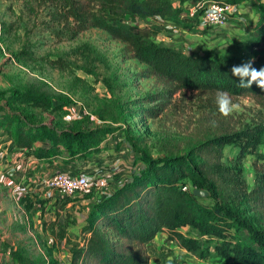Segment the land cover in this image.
Here are the masks:
<instances>
[{
	"label": "trees",
	"instance_id": "trees-1",
	"mask_svg": "<svg viewBox=\"0 0 264 264\" xmlns=\"http://www.w3.org/2000/svg\"><path fill=\"white\" fill-rule=\"evenodd\" d=\"M44 1L54 6L51 23L62 25V33H69V39L97 28L126 45L130 58L169 86L165 94L217 95V90H225L232 98L264 99V88L256 82L249 88H241L237 85L239 78L230 72L233 65L249 58H253V67L259 69L264 66V52L252 50L232 55L207 51L189 55L154 40L156 27L149 23L152 18L192 29L190 22L181 19L182 7L169 0H98L99 14L89 13L83 0ZM218 1L237 6L248 0ZM130 16L146 23L131 29L121 23L123 17ZM250 41L264 43V1L257 6ZM49 64L63 70L61 60ZM29 93L13 90L7 97V92L0 91V130L15 148L30 149L38 159L51 160L61 153H66L70 160L86 158L99 150L107 135L117 130L105 126L83 129L81 125L57 129L46 123H34L11 109L16 102L35 107L43 104L40 97ZM155 98L164 99L161 95ZM125 135L129 137L128 131ZM37 143L45 146L36 147ZM263 144L264 123H258L205 138L183 154L170 152L154 158L138 151L143 168L134 171L128 181L104 199L91 204L80 229V241L66 239V229L72 223H68L67 216L61 221L62 214L48 222L49 229L58 239L68 242L69 264H149L145 246L159 233H166L167 241L197 259L209 255L212 243L215 264H264V168L249 187L241 163L245 155L255 154ZM226 146L238 149V157L230 164L223 162ZM129 148L136 151L133 144ZM194 190L207 192V197L194 195ZM180 228L195 231L197 237L182 234ZM235 229H244L252 244L236 237ZM12 259L20 264H58L52 258L32 259L19 247L12 252Z\"/></svg>",
	"mask_w": 264,
	"mask_h": 264
},
{
	"label": "rangeland",
	"instance_id": "rangeland-1",
	"mask_svg": "<svg viewBox=\"0 0 264 264\" xmlns=\"http://www.w3.org/2000/svg\"><path fill=\"white\" fill-rule=\"evenodd\" d=\"M169 1L174 6L182 7V21L190 22L193 26L192 29H184L152 18L149 23L156 27L153 35L157 43L189 55H202L207 51L232 55L252 50L264 52V43H251L249 32L257 6L264 0H248L242 8L232 10L230 20L223 27H202L199 24L198 14L193 10L199 12L202 4L208 0ZM83 2L89 13H101L98 0ZM53 10L54 6L44 0H0V91L7 92V97H10L13 90H28L32 96L40 97L39 101L44 106L16 102L11 108L34 123L50 124L57 129L72 128L74 125H81L83 129L98 126L116 128V134L121 138L110 149L117 151L111 154L110 164L115 161L122 163V156L128 157L129 151L130 155L135 156V171H139L143 163L139 160L138 151L154 158L170 152L183 154L205 138L264 123V99L231 97L239 107L223 115L217 110L216 94H165L169 86L147 67L130 58L126 45L97 28L87 29L74 39H69V33H62V25L51 23ZM102 13L109 17L106 11ZM121 23L134 29L146 21L130 16L123 17ZM55 60L64 63L63 70L49 64V61ZM159 95L164 99L155 98ZM69 108L74 110V117L69 115ZM126 131L129 137L125 135ZM131 144L136 151L131 152ZM237 157V148H224V163H233ZM241 163L242 175L251 187L264 168V144L255 154L245 155ZM8 181L17 185L21 182L20 175L13 174ZM8 181L5 184L0 181L1 197H5V200L15 190ZM30 181L26 182L28 186H23L32 194H24L19 199L17 195L10 194L12 201L20 202L19 208L16 203L7 201L13 216L18 220L21 217L23 222L22 225L14 224V219L12 231H7V236L14 245L22 247L24 255L32 259L52 258L63 264L70 256L66 239L77 241L78 233L70 224L66 229V239H58L51 232L48 222L52 220L45 215L50 213L53 205L47 209L42 205L44 201L36 199L39 192L33 189ZM82 209L77 208L78 211ZM61 214V221L67 216L68 223L75 224L76 217L70 220L68 211ZM5 223V219L0 218V224ZM181 233L197 237V233L189 228ZM233 234L252 244L244 229H235ZM203 241L201 239L202 244ZM209 246V255L199 260L215 264L212 243ZM162 254H169L172 262L175 257L178 263L190 261L186 257L197 259L185 250L166 249Z\"/></svg>",
	"mask_w": 264,
	"mask_h": 264
},
{
	"label": "crops",
	"instance_id": "crops-1",
	"mask_svg": "<svg viewBox=\"0 0 264 264\" xmlns=\"http://www.w3.org/2000/svg\"><path fill=\"white\" fill-rule=\"evenodd\" d=\"M245 3L235 6L234 9L242 8ZM256 21L257 12L254 17V23L249 31L250 36L256 25ZM69 113L70 116H75V114H72L74 113V110H72L71 108H69ZM109 135H107V137L103 140L104 142L102 141L100 143L99 150L95 153L90 154L86 158L70 160L67 157L66 153H61L59 156H56L51 160H46L34 157L30 149L21 150L15 148L12 140L6 135H3L2 131L0 130V181H3V184H5L13 176V174L20 175L21 182L18 181L20 183L17 185L12 183L11 181H8V183L10 184L9 186L12 185L15 189L11 191L10 194H14L15 196L17 195V198L19 199V197H22L24 194H32L30 193L32 191H28L23 185H25L27 181H30L33 178V181H30V183L34 186L33 189L39 192V196H37L36 199L38 201H44L42 205L47 206V209L50 208L51 205H53L50 213L46 214L45 216H48L50 220L54 221L57 215L60 216L61 213H65V211H68V213H70L71 215L70 220L76 217L75 224H70V227L76 228L79 236L77 241H79L80 228L84 224V216L88 212L91 204L104 199L115 188L128 181L132 173L135 171V156L130 155L129 151H127V154H129L128 157H125V155L122 156V163L118 164L119 161H115L114 164H110L111 154L117 153V151L110 149L114 146V144L117 145L116 142L119 141V138L121 137L117 135L116 132ZM107 141L111 143L106 144ZM35 146L42 147L45 146V144L37 143L35 144ZM116 148L117 147L115 146V149ZM96 157H98L100 160ZM94 158L96 159L92 160ZM56 171L68 172L73 175L82 174L86 175L89 178H95L104 175L105 178L108 179L109 185L102 191H96L95 194H93L90 198L73 196L70 197L72 199L61 201V198L59 196L55 195L52 191L47 190L46 186L44 185L45 179L49 175H51V173H54ZM25 186H28V184H26ZM1 188L2 187H0V218H4L6 223L0 224V264H20L15 263L12 259V252L15 251L18 246L14 245L13 241L9 239V237L7 236V231H12L11 228L13 226L12 222L14 221V219L17 222H15L14 224L22 225L23 222L21 217H19L20 219L18 220V217L13 216L12 209L7 203V201L11 203V195L8 194V197L6 196V198H10L8 200H5V197H1ZM12 202L16 203L17 201ZM19 204L20 202L16 203L17 208H19ZM80 207H83L84 209H82V211H78L77 208ZM186 229L187 228H180L179 231L183 232V230ZM19 248L21 249L22 247L19 246ZM145 249L150 257L149 264H166V261L169 258V254H167V256L166 254H162V252H164L166 249H171L172 251H175L177 249L182 252V249L178 248L172 242L167 241L166 233L157 234L153 240L146 244ZM68 257L69 258H67L63 264L70 263V256ZM186 258L190 261L187 260L183 263H178L176 262L177 259L174 257L175 261L172 262V264H206L199 259H194L192 257ZM192 260H194V262ZM58 264L61 263L58 261Z\"/></svg>",
	"mask_w": 264,
	"mask_h": 264
},
{
	"label": "built area",
	"instance_id": "built-area-1",
	"mask_svg": "<svg viewBox=\"0 0 264 264\" xmlns=\"http://www.w3.org/2000/svg\"><path fill=\"white\" fill-rule=\"evenodd\" d=\"M234 7L235 5L222 1L208 0L202 4L199 12L197 9H194L193 12L198 14V21L202 27H223L228 23ZM1 37L2 29L0 26V48H2ZM44 185L49 191L57 193L59 197H84L108 187L109 183L103 176L89 178L82 174L73 175L56 171L45 179ZM185 189L186 186L183 187V190Z\"/></svg>",
	"mask_w": 264,
	"mask_h": 264
},
{
	"label": "clouds",
	"instance_id": "clouds-1",
	"mask_svg": "<svg viewBox=\"0 0 264 264\" xmlns=\"http://www.w3.org/2000/svg\"><path fill=\"white\" fill-rule=\"evenodd\" d=\"M252 59L249 58L245 62L233 65L230 69L231 75L239 78L237 85L241 88H249L253 82H256L260 88H264V66L259 69L253 67ZM215 103L217 110L223 115H228L239 107V105L232 102L231 96L225 90H217ZM166 264H172L171 257L167 259Z\"/></svg>",
	"mask_w": 264,
	"mask_h": 264
},
{
	"label": "water",
	"instance_id": "water-1",
	"mask_svg": "<svg viewBox=\"0 0 264 264\" xmlns=\"http://www.w3.org/2000/svg\"><path fill=\"white\" fill-rule=\"evenodd\" d=\"M194 195L198 196V197H207V192L205 191H198V190H194L193 191Z\"/></svg>",
	"mask_w": 264,
	"mask_h": 264
},
{
	"label": "bare ground",
	"instance_id": "bare-ground-1",
	"mask_svg": "<svg viewBox=\"0 0 264 264\" xmlns=\"http://www.w3.org/2000/svg\"><path fill=\"white\" fill-rule=\"evenodd\" d=\"M167 31V30H166Z\"/></svg>",
	"mask_w": 264,
	"mask_h": 264
}]
</instances>
